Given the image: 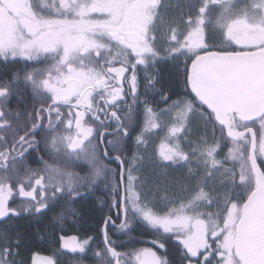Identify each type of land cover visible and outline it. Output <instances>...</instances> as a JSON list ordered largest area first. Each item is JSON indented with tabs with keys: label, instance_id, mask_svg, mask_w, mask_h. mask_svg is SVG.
<instances>
[{
	"label": "snow or ice",
	"instance_id": "6c2138e0",
	"mask_svg": "<svg viewBox=\"0 0 264 264\" xmlns=\"http://www.w3.org/2000/svg\"><path fill=\"white\" fill-rule=\"evenodd\" d=\"M101 185L39 264H264V0H0V264Z\"/></svg>",
	"mask_w": 264,
	"mask_h": 264
},
{
	"label": "flooded vegetation",
	"instance_id": "af4514ba",
	"mask_svg": "<svg viewBox=\"0 0 264 264\" xmlns=\"http://www.w3.org/2000/svg\"><path fill=\"white\" fill-rule=\"evenodd\" d=\"M17 67H23V65H17ZM167 67H164L162 69V72L164 70H166ZM171 68V67H169ZM172 69V68H171ZM174 70V69H173ZM140 78L142 80L143 78V73H140ZM182 79V77H181ZM179 89L175 90L174 94L172 95V100H175L178 98L179 95L183 94V85H182V81L181 84L179 85ZM141 92L144 91L143 88L140 89ZM149 99L152 100V95H149ZM160 97L156 96L155 100L153 101V105L156 106V101H159ZM160 108L165 107L164 104H159ZM163 135L164 133L161 132ZM163 135H159L158 139H157V144L153 143L155 146H159L160 144V137H162ZM226 151V149H225ZM47 158V157H45ZM112 167H116V164L111 165ZM76 171H81L79 168L75 169ZM85 171H87V169H84ZM145 178H147L149 181L152 179L151 174H147L144 175ZM103 198L105 200H108L109 197L107 195V193L103 190V186L101 185V187L95 192L94 196H91L88 198L86 203H90L91 207L95 208L99 214L101 215L99 217V220L96 222L90 221V219H86L84 213L81 211V215L79 217V220L77 223L73 224L72 221H69V224L66 228V231L64 233H61L59 231L56 232V234L54 236L52 235H47L44 238L41 237H35L34 239L30 240L29 242H27L24 245V249H23V255L27 258L28 260V264H32V258L33 256H35L38 264L40 261H42L45 257H50L53 255L54 250L60 249V245H59V237L60 235H67V236H79L81 238H83L84 236H96L97 232L99 231V229L102 227L103 225V217L108 213V208L106 206H103L99 203H97V198ZM81 210H82V205L80 206ZM103 208V211H101L100 209ZM115 230H113L114 232ZM45 233H51L52 229L48 228L44 230ZM112 238L117 240L118 243H124L127 246L124 248H120L118 249L119 251H128L131 248H140V247H149L151 246L150 243L149 244H135V245H128L127 241H128V237L127 236H121L119 234H113ZM143 239L145 240H151V237L149 236H145L143 237ZM172 243L173 242H169L168 243V252L169 255H171L174 251L173 247H172ZM154 250H158V249H154ZM62 252H64L65 254L62 255L60 257V260L62 262V264H93L92 260L90 259L91 253H89L88 256L84 257L82 262H81V257L79 255H73L71 254V252L69 250L66 249H62L60 250ZM158 252H163V250H158Z\"/></svg>",
	"mask_w": 264,
	"mask_h": 264
},
{
	"label": "trees",
	"instance_id": "16d2710c",
	"mask_svg": "<svg viewBox=\"0 0 264 264\" xmlns=\"http://www.w3.org/2000/svg\"><path fill=\"white\" fill-rule=\"evenodd\" d=\"M174 72L173 69L167 67L166 70L163 71V75L165 76L166 79H171V81L173 82V84H176V85H180L181 84V77H177V76H174L172 75V73ZM180 87L178 86L176 88L179 89ZM84 215H85V218L88 220L90 219V221H93V222H96L99 220V217L101 216L99 214V212L93 207H91V204L88 202V203H83L82 204V210H81Z\"/></svg>",
	"mask_w": 264,
	"mask_h": 264
},
{
	"label": "rangeland",
	"instance_id": "374dc122",
	"mask_svg": "<svg viewBox=\"0 0 264 264\" xmlns=\"http://www.w3.org/2000/svg\"><path fill=\"white\" fill-rule=\"evenodd\" d=\"M159 135H163V134H162V133H160ZM157 139H158V137H157V136H153V137H152V141H151V142H153V143H156V144H157ZM153 143H152V145H154ZM154 146H155V145H154ZM149 173H150V172H149L148 170H145V171H144V175H147V174H149Z\"/></svg>",
	"mask_w": 264,
	"mask_h": 264
}]
</instances>
